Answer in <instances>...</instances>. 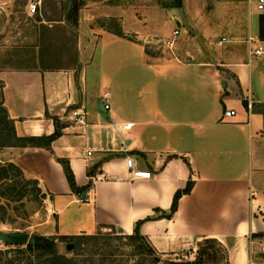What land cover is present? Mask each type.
<instances>
[{"label": "crops", "instance_id": "1", "mask_svg": "<svg viewBox=\"0 0 264 264\" xmlns=\"http://www.w3.org/2000/svg\"><path fill=\"white\" fill-rule=\"evenodd\" d=\"M13 1L0 0V11L11 13ZM170 1L178 2L82 0L74 66L47 69L38 66L40 38L43 26L55 22L46 19L44 0H29L25 22L11 23V35L0 36L1 98L19 137L53 134L55 118L64 127L52 150L11 146L0 154L48 192L55 234L90 235L110 226L131 235L138 220L169 211L175 193L192 179L171 219L142 223L154 250L178 255L216 238L228 264H264L258 251L264 242V52L250 54L251 47H264V11L248 0ZM110 18L116 29L106 27ZM171 20L177 26L170 32L163 26ZM177 28L173 49L158 52ZM250 35L257 39L251 44ZM134 55L157 67L156 78L165 82L138 95V106L125 102V89L107 86L108 76H117ZM19 63L37 67H14ZM179 67L188 69L185 75L162 77V68ZM228 110L236 114L226 118ZM58 158L69 160L78 185L93 181L87 202L72 191ZM130 158L151 177H134Z\"/></svg>", "mask_w": 264, "mask_h": 264}, {"label": "rangeland", "instance_id": "2", "mask_svg": "<svg viewBox=\"0 0 264 264\" xmlns=\"http://www.w3.org/2000/svg\"><path fill=\"white\" fill-rule=\"evenodd\" d=\"M180 1L181 0H178V2ZM64 2V0H45V5H42V8L46 13V17H48L46 19H49L50 17L53 19L60 18L61 15L66 14V10L63 9ZM178 2L170 1L171 4ZM28 3H25L24 0H14L13 5L11 6V13L0 11V30H3V33L0 35L1 37H9L11 35V33H8V28L11 23L17 21L25 22L28 17V14L26 13L28 10ZM46 11H49L50 15H47ZM36 14L38 13H34L33 19ZM102 21H104V18H102ZM116 24L117 21L111 18L105 23L106 27L109 29H116ZM176 26L177 21L171 20V22L165 24L163 28L171 32ZM50 36L53 37L52 39H60L59 43H64L66 47H69V50L75 57V43H73V41H77V34L75 36L74 34H71V31L70 33H66L61 32L60 30L53 34L49 32L47 34V38L45 39L47 42L51 40L48 39ZM161 44L162 46L158 45V47L156 45L158 52H162L166 47L163 43ZM166 48L171 50L168 47ZM125 52L127 53L128 51L125 50ZM165 52L168 53L167 50ZM64 53H66L65 56H67L66 50ZM130 57L131 59L133 58V60H125L124 69L121 68V65L113 66V68H121L118 70L119 76H116L115 74L108 76L109 81L107 82V86L113 92L125 89V102L126 100H129L132 105L138 106V95H146L148 89H155L156 86L161 89V83L164 85L165 82L164 79L159 81V79L156 78V76H159V69L157 67H148L144 65L142 59L137 60L139 57L135 55ZM107 68H109V66H107ZM122 70L124 71L122 72ZM187 71L188 69L182 67L167 70L162 68V70H160L163 78H165V76L169 73L185 75ZM121 77L122 80H120ZM103 89H105V86ZM1 92L2 91L0 90V101ZM3 158L4 155L0 154V163L6 164L7 161ZM25 178L31 179L27 176H25ZM7 182L9 183V181H6V183ZM38 187L41 188V197L44 196L45 193L47 194V197L45 199H41L39 204H31L30 201L22 200L25 202L24 204L22 203V205L20 201L12 200L11 198L2 197L0 195V207L6 206V212L0 209V218L3 216L6 217L5 221L0 220V230L10 233L21 231L29 232L31 235L41 234L46 236H59L58 234H55L56 232H54V228L56 229V223L52 218L50 210L47 209L50 204L49 194L40 183L37 188ZM37 193L39 192L37 191ZM49 221L50 223H46ZM90 235L95 236L93 239H88L83 236L76 240L79 243L76 250L69 249L68 243L59 241V253L68 257H75L80 264H173L174 262H184L189 260L194 261L198 256L199 249L204 248L205 246L204 240H202L197 244V246H195L194 249L190 251L183 252L178 255L164 256L156 251H149L150 246L147 242L142 243L140 240L126 237L110 226L100 228L95 234ZM0 251L3 252L2 257L4 258V262L8 259H13L16 255H18L17 252L13 250V247L7 246L1 241ZM216 253L217 257L215 258H209L207 256L204 257L201 264H227L226 251L221 249L219 245H216ZM18 261L19 264H26L30 261V259L27 256H23V260ZM34 261L37 262V258H35Z\"/></svg>", "mask_w": 264, "mask_h": 264}, {"label": "trees", "instance_id": "3", "mask_svg": "<svg viewBox=\"0 0 264 264\" xmlns=\"http://www.w3.org/2000/svg\"><path fill=\"white\" fill-rule=\"evenodd\" d=\"M63 9L66 10V14L61 15L60 18H49V20L54 21L52 27L43 26V35L40 38L41 47H40V66L41 68L47 69H59V68H69L73 64L71 63L74 60V56L69 50V47H66L64 43L60 44L59 40L51 39L48 42L45 40L47 34L56 33L59 30L61 32H66L74 34L76 36V29L78 26L79 20V10L83 5L82 0H64ZM25 3H28L29 0H24ZM45 3V0H44ZM68 23V27L65 24H62L61 21ZM261 38L264 39V15L262 17L261 24ZM76 40L73 41L75 43ZM67 51V56L64 51ZM23 52H18V55H22ZM27 52L26 54H28ZM25 54V53H24ZM36 56V55H34ZM66 58H65V57ZM69 56V58H68ZM65 58V59H64ZM14 67L17 68H35L37 64H15ZM3 84L0 82V90L2 89ZM56 130L51 135L44 136H25L19 137L15 130L14 121L9 117V113L4 106L3 98L0 101V150L5 147H40L52 150V143L62 134V129L64 126L60 125L59 118H55ZM63 166L66 178L69 182V185L73 192L76 194L86 195L87 192L92 188L93 181L90 180L89 183L85 185H78L75 179L74 172L70 166L69 160L58 158L57 159ZM103 161L96 163L92 168L88 170V175L90 177L96 176L100 171V167ZM6 181H9V183ZM39 186V181L36 179H27L25 178L23 170L16 164L12 162H7L6 164L0 163V195L2 197L11 198L12 200L20 201L21 204L25 203L22 200L30 201L31 204H39L41 199H45L47 194L40 196L41 188ZM194 186V181L190 179L185 188L179 189L173 199L172 206L169 211L156 209V211L161 213L156 217H147L143 220H138L134 233L131 235H125L129 238H134L140 240L142 243H148L149 251H155L153 246L148 242V240L141 234L140 227L142 223L147 220L156 219V218H168L171 219L176 211L178 210L180 198L192 191ZM37 191L39 193H37ZM22 204V205H23ZM0 209L6 212V206H1ZM1 221H5L6 217L3 216L0 218ZM21 231H15L13 233H18ZM29 233V232H28ZM86 237L88 239H93L92 235H59V236H46L41 234H30L29 242L26 245H13L5 243L7 246L13 247V250L17 252L13 259H8L4 262L2 257L3 252L0 251V264H19L18 260H23V256H27L30 261L26 264H80L75 257H68L66 255L60 254L58 251V242H66L68 244H73L72 250H76L78 247V242L76 240L81 237ZM205 246L200 248L198 251V256L194 261H184V262H174L173 264H201L204 257L215 258L217 257L216 245H219L221 249L226 251V257L228 259V253L225 246L216 238H206L204 239ZM37 258V262L34 259ZM156 260V259H155ZM228 264V262H227Z\"/></svg>", "mask_w": 264, "mask_h": 264}, {"label": "built area", "instance_id": "4", "mask_svg": "<svg viewBox=\"0 0 264 264\" xmlns=\"http://www.w3.org/2000/svg\"><path fill=\"white\" fill-rule=\"evenodd\" d=\"M248 3L250 5L251 8L257 10V11H260V12H263L264 11V0H248ZM37 5L38 3H31L30 4V8H31V11L32 12H35L37 10ZM180 34V29H175L174 32H173V38H170V39H167L165 40L163 43L165 44L166 47L170 48V49H173V47L175 46V43H176V37ZM227 40V38H223L221 41H219V44H221L223 41ZM257 39H255L254 36H251L249 37L248 41L249 43L251 44L252 42L256 41ZM264 52V47L263 46H256V47H251L250 49V54L251 55H260ZM106 103H105V107L108 109L110 107V104L108 102V100L106 99L105 100ZM248 107L249 109L252 108V100L251 98L249 99V103H248ZM82 113H80L78 110H74L73 112V115L74 116H81ZM236 114V111L235 110H228L225 112V116L226 118H229V117H232L233 115ZM115 126H117L118 124H114ZM131 127V124H127V125H124V128H130ZM92 150H88L87 151V154L88 155H92ZM128 165L130 168H132V173H133V176L138 178V177H145V178H148V177H151V172L149 171H140V170H137L135 169V164H134V160L132 158L128 159ZM77 197L79 199L80 202H87L88 201V196L87 195H81V194H77ZM259 253L261 255L264 256V242L263 243H259V249H258ZM253 252V250H252Z\"/></svg>", "mask_w": 264, "mask_h": 264}, {"label": "water", "instance_id": "5", "mask_svg": "<svg viewBox=\"0 0 264 264\" xmlns=\"http://www.w3.org/2000/svg\"><path fill=\"white\" fill-rule=\"evenodd\" d=\"M119 233H123V230H119ZM30 233L28 232H18L10 233L7 231L0 230V241L4 243H9L13 245H26L29 242ZM73 244H68V248L72 249Z\"/></svg>", "mask_w": 264, "mask_h": 264}]
</instances>
